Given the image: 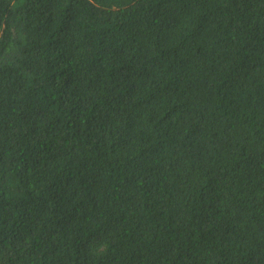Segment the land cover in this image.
I'll use <instances>...</instances> for the list:
<instances>
[{
    "label": "trees",
    "instance_id": "trees-1",
    "mask_svg": "<svg viewBox=\"0 0 264 264\" xmlns=\"http://www.w3.org/2000/svg\"><path fill=\"white\" fill-rule=\"evenodd\" d=\"M0 264H264V0H0Z\"/></svg>",
    "mask_w": 264,
    "mask_h": 264
}]
</instances>
